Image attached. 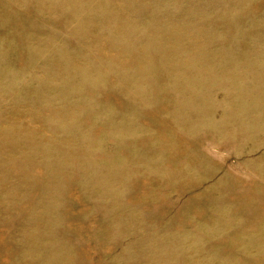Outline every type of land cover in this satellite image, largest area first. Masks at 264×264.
Wrapping results in <instances>:
<instances>
[{
    "label": "rangeland",
    "instance_id": "1",
    "mask_svg": "<svg viewBox=\"0 0 264 264\" xmlns=\"http://www.w3.org/2000/svg\"><path fill=\"white\" fill-rule=\"evenodd\" d=\"M0 264H264V0H0Z\"/></svg>",
    "mask_w": 264,
    "mask_h": 264
}]
</instances>
